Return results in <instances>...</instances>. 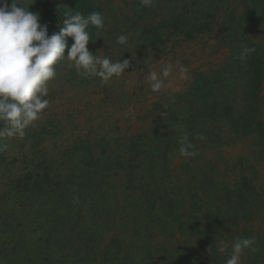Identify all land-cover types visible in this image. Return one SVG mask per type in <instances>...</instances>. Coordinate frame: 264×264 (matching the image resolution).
I'll return each mask as SVG.
<instances>
[{
  "label": "rangeland",
  "instance_id": "1",
  "mask_svg": "<svg viewBox=\"0 0 264 264\" xmlns=\"http://www.w3.org/2000/svg\"><path fill=\"white\" fill-rule=\"evenodd\" d=\"M92 1L101 6L105 27L97 32L89 51L113 62L127 59L130 67L121 77L105 84L99 77L79 76L74 67H69L70 61L61 63L57 78L49 84L46 98L50 105L41 119L26 130L24 137L4 136L1 141V146L7 147L0 150V221L7 220L5 213L15 214L12 218L21 223L23 231L24 224L35 218L30 206H44L41 200L27 204L28 200L21 196L22 187L17 185L20 178L29 177L27 180L32 182L46 171L54 178L58 171L61 174L70 168L74 174H83L85 162L93 157L98 163L97 179L108 183L101 189L107 199L94 197L80 204L79 216L72 218L62 233L66 239L64 247L53 248L49 262L55 263L61 255L64 264H70L68 258L74 250L86 244L89 264H120L126 254L131 260L137 259L135 264H175L171 259L184 245L192 250L193 258L202 260L209 256L208 247L198 240L210 237L220 247L222 241L229 239L228 234L221 232L218 239L210 231L215 223L230 231L233 216L244 229L245 237L256 241L253 247L257 251H246L242 264H264V2L256 6L250 2L245 8L240 0H213L201 3L200 8L191 0H152L148 4L150 11L143 16L141 5L138 6L142 0ZM7 2L10 6L12 0ZM18 2L37 12L36 0ZM168 4L177 17L183 16V32L192 26L201 25L202 29L194 30L193 38L170 27L160 31L159 41L140 36L141 26L162 21ZM50 7L62 10L67 4L57 1ZM120 35L128 38L127 45L117 43ZM230 36L237 43L231 42ZM242 45L255 46L262 55L263 80L257 105L251 93L252 53L240 59ZM177 61L188 69L184 78ZM169 63L173 71L165 80V87L152 92L149 73L159 72ZM200 80L206 81L205 88ZM201 134L203 140L199 139ZM185 136L195 145V157L186 158L179 153V141ZM130 142L145 145L144 153L135 157L134 179L129 186L126 170L106 171L103 167L108 159L132 156L128 152ZM165 143H169L166 148ZM209 184L216 188L211 202L200 190L210 189ZM158 187L160 195L167 193L172 200L178 199L184 227L174 226L167 237L158 228L147 235L141 230L134 234L131 205L138 206L142 196L154 198ZM175 187L180 190L172 193ZM224 189H229L231 203L224 199ZM195 192L202 198L199 205H207L210 213L203 209L192 212L191 193ZM244 198L247 202L243 205ZM247 215L250 221L245 220ZM194 218L201 233L191 238L186 235L187 225ZM47 220L36 223L50 226V218ZM72 227H76L75 232H71ZM9 230L8 227L5 232ZM79 231L85 240L75 242L78 236L74 233ZM39 235L27 236L33 244L25 243L20 251L12 249L8 256L4 251L0 264H33L34 260L38 264ZM89 236L94 238L91 243L87 241ZM227 244L231 251L232 242L228 240ZM16 252L23 260L11 258ZM216 262L225 263L222 258L207 263Z\"/></svg>",
  "mask_w": 264,
  "mask_h": 264
},
{
  "label": "trees",
  "instance_id": "2",
  "mask_svg": "<svg viewBox=\"0 0 264 264\" xmlns=\"http://www.w3.org/2000/svg\"><path fill=\"white\" fill-rule=\"evenodd\" d=\"M57 1H65L67 4V8L63 7L62 10H58L56 8H51L50 5L55 3ZM152 0H149V2H145V0H142V3L140 1L138 2V6L141 5V8H139L143 14V16H146V12L149 10V3ZM167 1V0H165ZM213 3V0H191V4L194 6L199 5L201 8V3L205 2ZM251 2L252 6L261 5L263 4L264 0H240V3L244 4L245 8L247 7V4ZM34 9L37 11L41 16V23H46L49 25V34L51 35L53 32H58L60 30V27H62V22L66 18V14L69 11H78L82 13L83 15L87 16L91 12H99L102 13V8L99 4L93 2L92 0H36ZM135 7L136 4H134ZM148 5V6H147ZM171 5L168 4V6H165V16L162 19V21L158 24H152L149 22L148 25L141 26L140 30V36H144L152 41H159V33L163 29H167V27H170L173 29L174 32L183 33L187 38H193V32L194 30L202 29V26L195 27L192 26L191 29H185L186 32H183L182 30V20L183 16L180 14L177 17V14L175 15L174 10L172 8L169 9ZM138 8V7H137ZM255 8V7H253ZM248 11V9H246ZM180 17V18H179ZM231 19L234 20V18L231 17ZM152 25V27H150ZM207 26V25H206ZM90 31V42L87 47H90L93 45L96 39L97 30L94 27H91L89 29ZM231 42L237 43L234 36L229 37ZM72 43V40L69 39V45ZM250 48H255V46H249ZM256 49V48H255ZM67 54V50L65 52ZM264 55V53H263ZM262 55L260 54V50L256 49L254 53L250 55V61L249 64L252 69V81H251V93H253V100L255 101V104L258 103V91L260 89V86L262 84L263 80V67H262ZM201 85L203 88H205L206 81L200 80ZM254 86V89H253ZM257 111V108L253 110V114H255ZM3 125L0 124V127ZM10 127V126H9ZM4 137H0V146L1 141ZM142 141V140H141ZM128 152L132 153L133 155L128 158H122L117 156L116 158L108 159L109 162L103 167L104 170L108 171L113 168L120 169V170H126L128 173V185L130 186L132 184V181L134 179V169L135 165L134 163L137 161L135 159L136 156L139 157V155H142L144 153V145L143 142L141 143H134L130 142L128 143ZM169 143H165V148L168 147ZM2 154L0 152V160ZM162 158L165 160L166 157L162 156ZM84 163V161H83ZM85 173L81 174H74L71 172V168L67 169L65 173L57 174L54 176V178H51L48 176V171L43 173L42 177L35 176V179H32V182L27 180L29 177L26 178H20L17 182V185H20L22 187L21 190V196L26 198L25 200H28L29 206L34 205L37 200H41L43 202L44 206L43 208H32L31 214L35 217L33 220H28V223L24 224L23 231L21 229V223L17 221H14L12 218L15 214H6L7 220L0 221V257H3V252L5 251L6 256H8V252H10L12 249H16L18 251L22 250L23 245H32L33 241L30 236L31 233L33 235H37L40 233V241H38V245L41 246L39 254H37V258L39 257L38 264H64V259H62L61 255L58 257V259L53 262H49V255L52 253V249L58 248V246L64 247L66 243V239L62 237V233L67 230V227L70 225L72 218L78 217L79 215L77 212V209L82 205L84 201L93 199L94 197L107 199V197L104 195V193L101 191L102 187L108 183L101 181L97 179L98 173V163L93 159V157H90L87 162H85ZM23 180V181H21ZM163 181V180H161ZM87 186L90 191L87 192L86 190H83V187ZM210 189L203 190L200 187V190L203 191L204 196H208V199L211 202V199H215V186L209 184ZM99 188V190H98ZM159 187L157 188L155 192L154 198H150L148 195L142 196L140 204L136 207L131 205L130 209V216L132 219V230L134 234H138L141 231H143L144 235H147L150 231L154 230V228H158L159 232L165 235V237L169 236L172 232V228L177 227L179 229H182L184 227L183 222V216L180 213V210L178 209L179 201L178 199L172 200L169 196L171 194H163L160 195L159 193ZM180 189L178 187H175L172 191L177 192ZM229 189H224L225 193V200H229L232 198L229 193ZM174 195V194H173ZM192 197V205L191 210L192 212L199 211L201 209L207 211V213H210L211 211L206 209L207 205H199L202 198L199 196L196 192L193 194L191 193ZM220 197H218L219 199ZM230 198V199H229ZM95 200V199H94ZM25 203V201H23ZM247 200L243 199V205L246 203ZM97 202H94L93 204L97 207ZM129 203V201L127 202ZM81 204V205H80ZM210 206V204H208ZM243 205L240 204L241 208H243ZM35 210H34V209ZM98 209H101L97 207ZM62 211H65L66 213H62ZM203 211V212H205ZM237 214L239 212L237 211ZM245 217L246 221H250V216ZM192 216H189L190 220ZM50 218V226L49 225H37V220H44L47 223V219ZM252 219V218H251ZM189 221V220H187ZM231 230L229 231V227H224L223 225L220 226L219 224L216 225V223L213 225L212 230L210 231L211 236L220 238L221 232L224 234H228V238L224 242L227 243L229 240L230 242H234L236 237H245V231L242 229L239 225V222L236 218H233V216L230 218L231 222ZM10 228L11 230L5 232L7 228ZM41 228H45L42 231L35 232L37 230H40ZM71 228V227H69ZM187 233L186 235L193 238L195 235L198 237V235L201 233L200 226L197 221V218H194V221H189L187 225ZM75 228L72 227L71 232H75ZM141 230V231H140ZM199 232V233H197ZM14 233V234H13ZM206 233H209L206 231ZM76 234L77 240L75 242L80 241L83 239L82 231H79ZM45 237V238H44ZM62 240H61V239ZM44 239V240H43ZM46 239V240H45ZM12 240H15V243L12 242ZM50 240V242H49ZM85 240V239H83ZM43 241V245H42ZM87 241L91 243L94 241V238L92 236H89ZM201 243H204L208 247V254L209 256L205 257L202 260L193 258L190 254L192 250L188 247V245H184L182 247H179L177 249V257L172 258V263L175 262V264H206L210 259L213 261H217L218 258L224 259L226 262L228 258V252H230V245L228 248V252L226 253H220L218 251L217 241L210 237L206 239H199L198 240ZM74 242V243H75ZM188 242V241H185ZM26 243V244H25ZM51 244V245H50ZM187 244V243H185ZM89 245L86 244L84 248L77 247L74 250V253L72 254L71 258H68V261L70 260V264H89L90 255L87 252V247ZM84 253V254H83ZM93 253V251H92ZM56 254V251L53 253ZM106 254V252L102 253V255ZM115 254V253H114ZM109 256L110 254L107 253ZM117 255V254H115ZM112 256V255H111ZM110 256V257H111ZM126 257L121 258L120 264H126L127 261H129L130 264H135V261L137 259L131 260V257L128 256V254L125 255ZM222 256V257H221ZM11 255L9 256V258ZM103 257V256H102ZM14 258H20L23 260L19 255L16 254L11 257ZM104 259V257H103ZM26 260V259H24ZM105 260V259H104ZM223 261V260H222ZM25 264L29 263L28 261H23ZM33 264H37V262L34 260L32 261ZM143 264H147V262H143ZM208 264V263H207ZM217 264V262H216ZM221 264V263H220ZM225 264V263H224Z\"/></svg>",
  "mask_w": 264,
  "mask_h": 264
},
{
  "label": "clouds",
  "instance_id": "3",
  "mask_svg": "<svg viewBox=\"0 0 264 264\" xmlns=\"http://www.w3.org/2000/svg\"><path fill=\"white\" fill-rule=\"evenodd\" d=\"M149 2V0H145ZM58 32L49 34V25L41 23L38 12L29 11V6L12 0H0V137H24L26 130L39 121L50 105L49 84L57 78V68L64 61H70L77 74L83 78L99 77L107 84L114 77L119 78L130 67L125 59L113 62L107 56L93 54L88 49L91 27L97 32L105 27L104 17L99 12L87 16L78 11H69ZM69 38L72 43L69 45ZM117 43L127 45L128 38L120 35ZM240 59L254 53L255 48L242 45ZM67 50V55L65 52ZM181 78L188 69L180 61L176 62ZM173 71L171 63L159 72L153 70L148 75L152 92L165 87V80ZM9 126L10 130H9ZM199 139L203 140L201 134ZM179 153L182 157L192 158L198 155L195 145L182 137L179 141ZM7 145L0 146V150ZM255 239L236 237L229 245L221 242L220 253L228 252L225 264H242L246 251L255 252Z\"/></svg>",
  "mask_w": 264,
  "mask_h": 264
}]
</instances>
